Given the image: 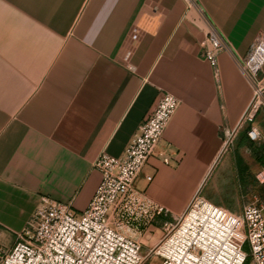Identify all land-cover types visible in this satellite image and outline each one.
<instances>
[{
	"label": "crops",
	"instance_id": "0c3cea01",
	"mask_svg": "<svg viewBox=\"0 0 264 264\" xmlns=\"http://www.w3.org/2000/svg\"><path fill=\"white\" fill-rule=\"evenodd\" d=\"M197 3L200 14L182 0H0V248L41 201L84 210L101 179L99 154L121 156L165 92L179 104L135 187L163 217L197 191L239 211L219 186L205 188L224 161L241 187L230 151L264 146V106L243 120L252 87L240 69L264 35V0ZM210 27L226 44L216 77L200 45ZM226 130L234 138L224 150Z\"/></svg>",
	"mask_w": 264,
	"mask_h": 264
},
{
	"label": "built area",
	"instance_id": "2783aa9c",
	"mask_svg": "<svg viewBox=\"0 0 264 264\" xmlns=\"http://www.w3.org/2000/svg\"><path fill=\"white\" fill-rule=\"evenodd\" d=\"M182 1L186 11L202 12L197 0ZM200 45L216 77L225 41L210 27ZM263 65L264 35L259 34L240 65L252 87L243 120L252 121L264 106ZM178 104L177 97L163 93L121 156L99 154L94 166L101 179L84 210L76 212L63 202L41 201L16 232L13 245L0 248V264H264L262 206L244 204L235 213L197 191L180 214L162 219L164 209L135 187L137 175L157 148ZM247 135L255 142L260 140L255 126L249 127ZM233 138L234 131L226 130L224 150ZM256 178L264 181V168ZM155 221L160 223L161 235L143 251V243L128 231L142 232Z\"/></svg>",
	"mask_w": 264,
	"mask_h": 264
},
{
	"label": "rangeland",
	"instance_id": "374dc122",
	"mask_svg": "<svg viewBox=\"0 0 264 264\" xmlns=\"http://www.w3.org/2000/svg\"><path fill=\"white\" fill-rule=\"evenodd\" d=\"M230 154L234 156L235 162H237L241 187L234 175L231 177L225 176L224 161L215 169L205 191H211L214 187L219 186L222 202L225 205L232 206L233 209L234 207L239 209L237 213L241 211L244 204L248 203L260 205L264 211V181H259L256 178V174L264 168V146H256L250 149L247 147H234ZM233 191L240 192L237 200L233 196ZM159 218H156V220ZM162 219L170 218L162 217ZM128 233L140 240L144 246L143 251H146L147 247L161 235L160 223L157 221L151 222L149 228L142 232L128 231ZM244 250L249 251L248 244H245Z\"/></svg>",
	"mask_w": 264,
	"mask_h": 264
}]
</instances>
